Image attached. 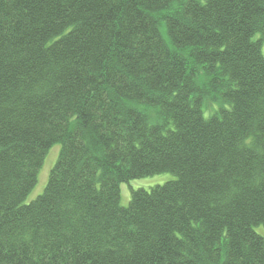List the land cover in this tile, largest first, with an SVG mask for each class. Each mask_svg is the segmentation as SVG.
<instances>
[{
	"label": "trees",
	"instance_id": "1",
	"mask_svg": "<svg viewBox=\"0 0 264 264\" xmlns=\"http://www.w3.org/2000/svg\"><path fill=\"white\" fill-rule=\"evenodd\" d=\"M262 42L264 0H0V264H264Z\"/></svg>",
	"mask_w": 264,
	"mask_h": 264
},
{
	"label": "rangeland",
	"instance_id": "2",
	"mask_svg": "<svg viewBox=\"0 0 264 264\" xmlns=\"http://www.w3.org/2000/svg\"><path fill=\"white\" fill-rule=\"evenodd\" d=\"M257 37H259V33L254 35V39H256ZM261 50L262 53L264 54V42H262ZM215 104L216 103L212 101H206L204 103L203 113L205 116H209L212 112H214L216 108ZM59 147L60 145L56 143L48 150L46 157L44 159V163L38 171L37 182L26 196L24 200L25 203H28L43 191L46 182L48 180L49 172L57 160ZM172 178H174V175L172 173L161 172L149 176L134 178L127 182H122L120 184V203L122 205L128 204L130 199L131 188L142 187L145 189H149V187H151L154 184H161ZM256 231L259 233H263L264 229L261 226H258L256 227Z\"/></svg>",
	"mask_w": 264,
	"mask_h": 264
}]
</instances>
